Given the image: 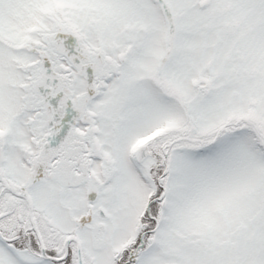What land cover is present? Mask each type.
<instances>
[{
  "label": "snow or ice",
  "instance_id": "1",
  "mask_svg": "<svg viewBox=\"0 0 264 264\" xmlns=\"http://www.w3.org/2000/svg\"><path fill=\"white\" fill-rule=\"evenodd\" d=\"M0 264H264V0H0Z\"/></svg>",
  "mask_w": 264,
  "mask_h": 264
}]
</instances>
